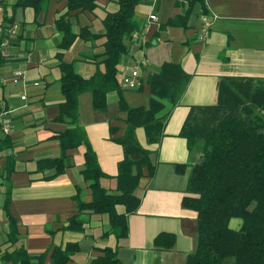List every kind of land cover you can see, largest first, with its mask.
Listing matches in <instances>:
<instances>
[{
  "label": "crops",
  "instance_id": "0c3cea01",
  "mask_svg": "<svg viewBox=\"0 0 264 264\" xmlns=\"http://www.w3.org/2000/svg\"><path fill=\"white\" fill-rule=\"evenodd\" d=\"M15 2L0 0V100L11 120L6 134L11 145L0 149V255L14 246L38 252L69 241L76 242L78 249L70 254L66 264H87L105 245L116 246V255L123 264H185L186 254L195 245L196 223L195 211L182 207L180 199L197 153L188 152L178 131L190 105L215 101L221 76L264 77V0H194L184 24L166 21L184 15L186 0H138L134 5V18L141 26L149 12L156 15L157 21L150 22L145 30L144 44L129 43L117 64L119 74L133 61H142L138 67L140 84L135 88L119 86L126 104L147 107L145 76L157 70L162 61L178 62L188 73V80L175 105L163 101L160 112L168 111V115L156 142H147L141 126L134 128L138 143L149 150L153 172L147 176L142 168L144 173L133 189L139 198L138 205L127 215L126 234L117 239L111 233L102 234L107 229L104 213L83 210L80 230L61 227L76 211L72 196L89 199L87 181L80 173L81 145L67 149L60 173L49 176L52 168H36L38 159L58 155L55 133L64 126L53 119L57 104L63 99L57 81L59 60L55 56L60 50L57 47L60 32L54 19L66 11V0H45L37 10ZM116 8V0H94L90 10L67 11V20L73 32L86 26L90 32L99 34L103 31L105 13ZM202 13L208 20L204 33ZM103 39L101 35L76 36L69 47L61 50V59L71 62L83 77L95 70L102 71ZM16 70L21 73L14 74ZM22 94L24 97L20 98ZM117 98L116 89L106 91L105 107L97 110L91 108L88 91L77 96L78 123L104 174L99 182L107 189L114 188L116 164L123 155L121 145L114 140L125 125L124 111L118 109ZM8 155L13 158L8 176V211L17 224L16 240L12 243L7 240V216L2 206L6 183L1 172ZM177 164H183L182 171L176 170ZM115 208L123 210L121 204ZM159 231L174 234L169 248L152 246V238ZM47 263L45 257L43 264ZM0 264L11 262L0 257Z\"/></svg>",
  "mask_w": 264,
  "mask_h": 264
},
{
  "label": "trees",
  "instance_id": "16d2710c",
  "mask_svg": "<svg viewBox=\"0 0 264 264\" xmlns=\"http://www.w3.org/2000/svg\"><path fill=\"white\" fill-rule=\"evenodd\" d=\"M45 0H16L20 6L31 5L34 10ZM138 0H116L117 8L106 12L102 18L103 31L92 33L86 26L73 32L67 20V11L90 10L94 0H66V11L54 19L60 32L55 53L59 60L58 86L62 101L57 104L54 120L64 123L55 133L59 153L36 161V168H52L53 176L65 166L67 149L81 145L82 166L80 173L87 181L89 199L84 201L74 194L75 212L66 218L61 227L80 230V213H104L107 229L115 239L127 232V215L134 212L139 198L133 193L139 176L153 172L149 150L136 140L134 128L141 126L147 142H156L161 134L168 111L160 112L163 101L170 106L177 103L188 80L178 62L162 61L157 70L145 76L148 84V105L129 106L120 94L117 83V64L126 53L127 35L141 25L134 18V5ZM184 15H175L167 24H184L186 14L194 0H186ZM182 19V20H181ZM103 36L101 62L103 70H95L89 76L78 74L72 63L61 59L63 49L69 47L76 36L93 38ZM118 91V109L124 111L123 132L115 137L122 147V158L117 162L115 185L107 189L99 182L103 176L90 147L86 133L78 123L77 96L83 91L90 95L91 108L105 107V93ZM178 135L185 139L189 153L196 152L191 162L182 207L195 211L196 237L192 251L185 256V264H264V77L221 76L216 86L215 101L210 104H192L180 125ZM11 141L6 134L0 137V149L7 148ZM13 158L8 155L1 172L5 181L2 206L7 216V240H16L17 224L8 211L9 173ZM177 171L183 164L175 165ZM121 204L122 211H117ZM239 219L236 227L228 224L230 218ZM174 241V234L159 231L152 238V246L167 249ZM78 249L76 242L63 246L52 245L38 252H28L22 246H14L1 253L2 260L11 264H66L70 254ZM99 254L87 264H123L116 255V246H103Z\"/></svg>",
  "mask_w": 264,
  "mask_h": 264
},
{
  "label": "built area",
  "instance_id": "2783aa9c",
  "mask_svg": "<svg viewBox=\"0 0 264 264\" xmlns=\"http://www.w3.org/2000/svg\"><path fill=\"white\" fill-rule=\"evenodd\" d=\"M151 1H155V0H151ZM178 1H182V0H178ZM184 1V0H183ZM2 13V6L0 3V16ZM201 22H202V28H201V32L204 33L206 27H207V17L204 13L201 14L200 16ZM157 21V17L153 12H149L147 14L146 17V21L145 23L137 30H132L129 32V34L127 35V40L128 43H135V44H139V45H143L144 42L147 40V38L145 37L144 33L145 30L147 29L148 25L150 22H156ZM6 41L5 38H3L2 43H4ZM142 61H133L128 69L125 72L122 73H117L116 76V80L117 83L120 87L123 88H135L140 84V78H139V64ZM21 70H16L14 72V74H20ZM2 80V79H1ZM34 84L36 83L35 81L33 82ZM24 95H20V98H23ZM10 117L8 115V111L5 108L3 102L0 100V130L2 134H7L10 131L11 128V122H10Z\"/></svg>",
  "mask_w": 264,
  "mask_h": 264
},
{
  "label": "rangeland",
  "instance_id": "374dc122",
  "mask_svg": "<svg viewBox=\"0 0 264 264\" xmlns=\"http://www.w3.org/2000/svg\"><path fill=\"white\" fill-rule=\"evenodd\" d=\"M238 221H239V219L236 218V217L230 218V220H229V226L235 227L237 225V224L235 225V222L238 223Z\"/></svg>",
  "mask_w": 264,
  "mask_h": 264
}]
</instances>
